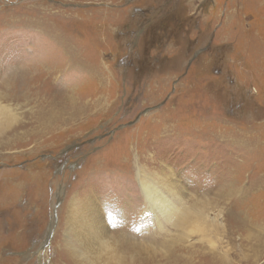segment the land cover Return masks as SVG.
Returning a JSON list of instances; mask_svg holds the SVG:
<instances>
[{
	"label": "rangeland",
	"instance_id": "obj_1",
	"mask_svg": "<svg viewBox=\"0 0 264 264\" xmlns=\"http://www.w3.org/2000/svg\"><path fill=\"white\" fill-rule=\"evenodd\" d=\"M249 5L0 0V93L11 76L7 89L43 97L2 102L13 121L0 137V264H79L83 236L76 233L90 201L101 206L108 233L142 243L135 264H171L181 231L158 218L139 224L146 207L137 171L183 200H217L214 233L209 226L186 232L193 240L183 255L214 247L225 264H264V185H252L264 144L256 158V148L231 139L264 119L252 94L262 84L263 23ZM32 66L41 71L36 78ZM99 89L104 109L96 114L76 116L63 98L90 101ZM50 102L62 103L64 114L38 127ZM225 178L237 183L236 194H209ZM175 238L172 255L162 240Z\"/></svg>",
	"mask_w": 264,
	"mask_h": 264
},
{
	"label": "bare ground",
	"instance_id": "obj_2",
	"mask_svg": "<svg viewBox=\"0 0 264 264\" xmlns=\"http://www.w3.org/2000/svg\"><path fill=\"white\" fill-rule=\"evenodd\" d=\"M249 9L253 13V16L257 20V23L258 22L263 23V26L261 25L262 31H263L262 42H261V40L259 42L261 44V51L259 52V60L261 59V62L258 63L259 65L257 66V71H258L257 76L262 75V82H261L262 84L259 85L258 87H256V86L253 87V93L252 94L255 95V93H256L255 98L257 99V104H258V106H260L262 108V112L264 113V0H252V5H249ZM253 24H254V22H253ZM255 25H257V24H255ZM261 26H258V27H261ZM251 41H252V39H251ZM253 43H255V42H253ZM256 50H258V49H256ZM68 56H69V54H68ZM69 59H70V57H69ZM247 62H248V59H247ZM33 66H32V68H33ZM247 67H249V66H247ZM36 71L38 72V74L35 75V78L37 76H39V74H41V71H39L37 68L36 69L33 68V72L36 73ZM249 74H251V73H249ZM25 76H27V74ZM24 77H22V78H24ZM255 78L257 79L258 77H255ZM10 79L12 80L13 77L8 76V78H6V83L4 84V86L6 87L5 92L0 93V137H2L5 134V132L10 129V124L13 121L12 110L8 107L9 105L4 104L2 102L7 101V100L19 102L20 100H31V99H38V98L43 99V97L42 96L39 97L38 94L37 95H35V93L31 94L32 92L28 93V91L26 89H24L25 91L23 92L22 91L23 89H20V87H18V86H16V87L18 89H20L21 92L16 90V89H7L8 81ZM16 79L18 80L17 77H16ZM14 80H15V78L12 80L13 83H14ZM246 80H249L250 82L252 80L253 85H256V84H254V79H251V77L250 78L248 77V79H246ZM13 90H15L16 92H14ZM99 90L100 91H95L93 93V97H92L93 99H91L90 101L86 100V101L82 102L80 100L79 101L80 103H78L77 99L74 97V95H71V94L70 95L66 94V95H64L63 98L66 102H68L69 105L74 103L75 106H73V109L71 111L76 116H79L82 112H88L89 114H96L100 110L104 109L103 103L101 102L102 91H101V89H99ZM99 96H100V98H98ZM57 103L58 102L47 103L48 107L46 109V112L41 116L40 119L37 120V126L38 127L41 126V127H48L49 128L51 123H54V121L57 120L60 115L64 114L65 107H63L62 103H59V105ZM42 105L46 106V101L43 102ZM102 112H104V111H102ZM257 113H258V111H257ZM255 116L257 117V115H255ZM250 119H252V118H250ZM253 121H251L252 123H250L249 126L246 127L248 134H245V135L241 134L238 138L231 137V139L233 141H237L239 143L238 147H243L248 152H252L253 149L256 148L258 151L257 153L255 152V154H257L256 158H259L260 151H261V150H259V147H262L264 144V119H262L261 122H257V123L256 122L253 123ZM236 145H237V143H236ZM136 178H137V181H138V183H139V185L143 191V195H144V199H145L144 204L146 207V208H144L145 210H143L144 211V214L142 216L143 221L141 223L139 222V224L141 226H144L146 224V221L151 220L153 218H156V219L158 218L162 224H166L168 227H174L175 230L178 229L179 231H181V234H180L181 246L177 247L174 251H173L174 248L171 247V245L176 244L178 242V240L176 238L175 239H169V240H166V239L162 240V245L165 246V248L167 249L168 252L171 253L173 251V252L178 253V250L181 251V253L177 254L178 255L177 257L175 255V257L172 258L173 260H172L171 264H175L179 260L182 261L181 264H204L203 260H201V257H204V256H206L205 258L207 260V264H225L226 263V261H225L226 259H223V257H221L217 252H215L216 250L214 251V249H213L214 247H210V249L204 250V251H199L198 249H192L191 255L189 257H187V255H183V249L186 247L185 243L191 242V240H193V238L186 236V234H185L186 232L190 231L191 229H196L195 231L201 232V230H204L205 228H207L209 226L211 228L210 231L212 233H214L215 225L217 223V218H218V216L220 214V210H221L220 206L217 205L218 203L216 202L217 200H215V198H211L208 200V198L199 199V198L191 197L188 200H183L182 197H180L178 195L177 191L168 190V189L161 191L160 189H158V185H156L152 180L142 179L139 171L136 172ZM236 184L237 183L234 182L233 180L225 178L223 180L222 185L215 190H212V191L210 190L209 194L213 193L214 197H221V198L230 197L231 198L237 192L236 189H237L238 185H236ZM252 185L253 186L264 185V166H263V169H262V172L260 173V175H258L257 178L252 181ZM173 188L174 187L171 186V189H173ZM189 195L191 196L190 193H189ZM86 199H88V197ZM86 205L87 204L84 203V210H87V212H89V213H87L88 216L86 217L85 224L84 225L82 224V227H80V226L78 227L77 221H75V222L72 221V223L70 221V223L74 227V229L76 227H78L77 229L80 230L76 234L79 237H81V235L83 236V237L79 238V240H78V245H80V248H79L80 251L79 250L78 251L83 256V259L80 260L81 262L79 264H135V262L137 260V256H138L139 251H140V249H139L140 246L144 247L142 245V243L141 242L137 243V241L132 240L131 239L132 236L130 237V240L126 239V241H125V240H123L124 237L123 238L118 237L119 234L115 233L112 235L110 232L108 233L109 227L107 224H105L103 222V219L101 216V214H102L101 206L94 204L91 201H90V203H88V206H86ZM79 207H80V204H79ZM237 212H239V211H237ZM143 223H144V225H142ZM196 223L202 224V226L200 227L198 225V228H195L194 225H196ZM80 233H82V234H80ZM73 234H72V236H74ZM120 234H121V232H120ZM125 238H129V237L125 236ZM67 241H70V239L67 238ZM65 245L68 246L69 244L66 242ZM67 251H69V250H67ZM38 252H39V250L36 249L35 254H37ZM173 252L171 253L172 255H173ZM62 253H64V252H62ZM180 254L182 255V259H179V257L181 258ZM196 258H198V259H196ZM147 263H149V262H147ZM75 264H78V263H75Z\"/></svg>",
	"mask_w": 264,
	"mask_h": 264
}]
</instances>
